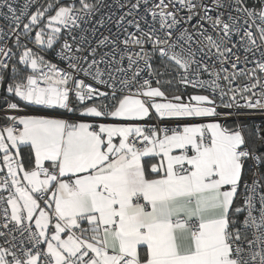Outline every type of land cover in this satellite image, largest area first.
<instances>
[{"label": "snow or ice", "instance_id": "1", "mask_svg": "<svg viewBox=\"0 0 264 264\" xmlns=\"http://www.w3.org/2000/svg\"><path fill=\"white\" fill-rule=\"evenodd\" d=\"M17 4L0 264H264V0Z\"/></svg>", "mask_w": 264, "mask_h": 264}, {"label": "built area", "instance_id": "2", "mask_svg": "<svg viewBox=\"0 0 264 264\" xmlns=\"http://www.w3.org/2000/svg\"><path fill=\"white\" fill-rule=\"evenodd\" d=\"M106 2H107V3H112L113 0H106ZM22 3H23V0H18V4H17V6H19V4H22ZM37 3H38L39 5H43V4L47 3V0H37ZM32 10H35V9L33 8ZM114 10H115V9H114ZM4 11H6V10H4ZM8 27H9V21H8L7 19H5V17H4L3 15H0V29H3V31H4L5 33H7V31H8ZM109 27L112 29L113 32L116 31L114 25H109ZM14 38H15L14 36H13V37L4 36V39H3V40H0V46H3L4 41H7L8 47L11 48V46H10V42H11L12 39H14ZM61 40H63V37H61ZM58 47H59V45L57 46V48H58ZM149 47H150V46H149ZM241 54H243V53H241ZM258 55H259V54H257V57H258ZM229 59L234 61V60H235V56L230 57ZM249 59H251V57H249ZM50 61H51L52 63H58L61 67H65V66H66V65H65V62L62 61L59 57L56 56L54 50H53V52H52V56H51ZM248 67H252V65L249 64ZM205 78H206V77H205ZM1 84H2V82H0V97H3L4 94L1 92ZM6 87H7V85H6ZM188 89H192V88L189 87ZM5 91H6V89H5ZM4 93H5V92H4ZM22 107H23V106H22ZM31 109H33V108H29V107H28V108H25V110H24L23 112H21L20 114H24V113H26V112H28V111H31ZM2 115H3V114L0 113V116H1V117H2ZM229 121H232V120H229ZM247 121H248V122H252L255 126H261V122L264 121V114H261V113L257 112V113H255L250 119L245 120L244 122H247ZM147 122H148V123H157V121H155V120L147 121ZM225 122H228V121H221L222 124L225 123ZM0 124H2V123H0ZM161 126L175 127V126H176V121H174V120H165V121L162 122Z\"/></svg>", "mask_w": 264, "mask_h": 264}, {"label": "trees", "instance_id": "3", "mask_svg": "<svg viewBox=\"0 0 264 264\" xmlns=\"http://www.w3.org/2000/svg\"><path fill=\"white\" fill-rule=\"evenodd\" d=\"M15 39V38H14ZM14 39H12V41L14 40ZM12 41L10 42V46H11V48L13 49V51H16V49H15V45L12 43ZM21 43L22 44H24V43H26V44H28V46L29 47H31V48H33V50L34 51H40V49H38L29 39H27V38H22L21 39ZM58 46V45H57ZM56 46V47H57ZM52 52H53V50L52 49H48V50H46V51H44V52H42L41 54L42 55H44L45 56V59H47V60H49L50 61V59H51V56H52ZM170 77H168V76H165V77H163V79H169ZM166 91H169L170 93L171 92H173V91H175V85H173L172 86V88H166ZM6 95V91H5V93H4V96ZM29 108H33V109H41L40 108V106H29ZM58 111H62V110H58ZM0 123H3V119H2V117L0 116ZM246 125H250V126H255L252 122H244ZM223 124H225V125H232L233 124V121H228V122H225V123H223ZM260 127H262V128H264V121H262L261 122V126ZM260 151H264V150H260Z\"/></svg>", "mask_w": 264, "mask_h": 264}, {"label": "crops", "instance_id": "4", "mask_svg": "<svg viewBox=\"0 0 264 264\" xmlns=\"http://www.w3.org/2000/svg\"><path fill=\"white\" fill-rule=\"evenodd\" d=\"M180 91H183V89H180ZM192 93H193V90L192 89H188L187 92H186V94H185V99H187V96L190 95V94H192ZM47 111H50V110H45V109H31V111H28V112H26L24 114H44V112H47ZM63 111L64 110H62L60 112H63ZM225 126H230V125H225Z\"/></svg>", "mask_w": 264, "mask_h": 264}, {"label": "water", "instance_id": "5", "mask_svg": "<svg viewBox=\"0 0 264 264\" xmlns=\"http://www.w3.org/2000/svg\"><path fill=\"white\" fill-rule=\"evenodd\" d=\"M6 89V83L2 82L1 84V92L4 94ZM260 150H264V147H261Z\"/></svg>", "mask_w": 264, "mask_h": 264}, {"label": "rangeland", "instance_id": "6", "mask_svg": "<svg viewBox=\"0 0 264 264\" xmlns=\"http://www.w3.org/2000/svg\"><path fill=\"white\" fill-rule=\"evenodd\" d=\"M153 86H155V85H153Z\"/></svg>", "mask_w": 264, "mask_h": 264}]
</instances>
